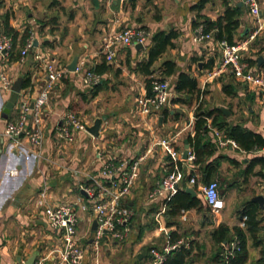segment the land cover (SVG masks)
Segmentation results:
<instances>
[{
  "label": "crops",
  "instance_id": "0c3cea01",
  "mask_svg": "<svg viewBox=\"0 0 264 264\" xmlns=\"http://www.w3.org/2000/svg\"><path fill=\"white\" fill-rule=\"evenodd\" d=\"M200 2H203V6L198 9ZM225 3L241 8L236 41H242L255 33L243 52L244 62L248 64L249 60H254V63L248 64L249 68L264 72V0H259L260 23L248 13L241 0H126L124 3L119 0H0L1 30L4 32L3 22L6 18L19 36L26 30L33 40L38 41V46L30 50L23 61H9L8 56L7 62H0V72L5 70L13 80L21 74L30 79L7 117L3 116V108L10 91L3 90L0 84V138L3 139L0 152V264H19L22 260L27 262L33 255L46 256V264H61L57 255L61 245L60 232L48 225L43 210L47 203L73 202L77 192V234L81 243L86 245L83 264H90V260L94 263V259L88 257L89 251L99 254L102 244L109 246L112 243L110 250L118 252V255H111L113 264H152V248L164 252L169 246H188L191 241L195 246L193 253L199 254L191 264H214L211 257L218 245L212 240V231L220 223L226 224L231 232L234 226L243 228L238 217L239 210L236 220L226 206L212 216L198 188L194 186L195 196L190 195L198 198L201 205L181 210L173 216L168 214L166 200L176 192L154 199L149 194L167 173L166 165L169 163L165 152L159 155L158 149L163 148L158 145V140L174 137L176 148L183 152L184 140L194 134L195 104L188 106L172 101L183 95L174 88L181 72L196 78L201 90L200 98L206 108L224 107L229 112L224 114L229 122L264 137V90L248 87L230 72L205 81L206 71L210 70L205 65L210 59L213 60L212 67L217 65L221 51L215 40H195L196 27L199 25L195 22L200 23L203 18L215 21L224 11ZM128 27L144 28L149 34L145 44L137 48L136 45L119 46L113 59L106 61L102 51L104 38ZM159 31L174 32L175 37L172 45L151 65L153 74L145 75L139 70L138 64L147 58L151 37ZM38 54L50 56L66 71L49 91V102L41 114L43 138L40 145L36 146L24 136L8 137L5 127L18 116L19 105L22 102L31 104L46 82L42 62L36 57ZM74 56H77L79 69L69 71L67 65ZM259 57L262 58L260 61ZM103 58L108 69L99 74V87L91 97L90 88L82 83L80 75L84 70L100 64ZM165 61L175 63V72L164 77L172 89L169 106L166 105L157 116L135 117L136 97L148 92V78L162 77ZM223 85L228 86V93L223 90ZM92 103L97 104V110H110L112 116L129 114L132 118L131 127H142V130H131L116 138L117 147L112 146L107 158L96 152L101 149L99 145L105 143L101 140L105 135L103 125L109 122L107 115H103L106 119L101 123L98 137L84 130H76L72 140L66 141L58 132L62 118L70 109H79ZM165 111L167 113L163 115ZM155 117L157 126H153ZM115 126L119 128L118 124ZM208 138L214 146V153L209 160L220 162L208 180L217 182L216 179H221L217 182L218 192L224 202L228 205L237 189L243 193L258 187L261 191L256 194L264 196V179L258 175L259 165L248 174L244 172L252 158L264 157V147L244 151L230 145L218 146L212 133L208 134ZM71 143L73 153L69 151ZM91 147L94 149L93 157L89 150ZM147 150L150 151L139 166V174L130 193L121 200V204L133 212L129 231L121 240L102 239L99 248L94 250L88 245L94 217L88 198L80 192L79 185L87 184L89 178L97 177L104 162L113 160L117 163L120 157L133 159ZM187 167L188 164L182 163V179L178 184L180 190L189 186ZM193 167L197 182H208L201 179L203 170L195 164ZM73 170L78 173L81 171L82 178L77 180L72 175ZM247 196L240 207L253 195L249 193ZM145 225L147 227L141 237L137 238L138 228ZM172 238L176 239L173 243ZM202 238L210 240L209 248L202 243ZM249 241L246 264H257L259 249ZM119 244H122V248ZM228 246L223 243L224 249Z\"/></svg>",
  "mask_w": 264,
  "mask_h": 264
},
{
  "label": "built area",
  "instance_id": "2783aa9c",
  "mask_svg": "<svg viewBox=\"0 0 264 264\" xmlns=\"http://www.w3.org/2000/svg\"><path fill=\"white\" fill-rule=\"evenodd\" d=\"M119 1L124 3L126 0ZM241 2L247 7L248 13L260 23L261 8L259 0H241ZM148 35V32L142 27H128L106 36L102 47L106 61L113 59L119 46L144 45ZM254 36L255 33L235 44H229L226 40L216 41L221 51V58L217 65L206 71L205 81L221 73L230 72L236 80L246 84L248 87L264 90V72L250 69L242 57L243 52L247 50ZM195 40L207 42L214 39L212 32H204L203 25L199 24L196 27ZM12 47L13 40L11 36L5 34L0 28L1 63L7 62ZM32 49L33 38L29 37L20 50L19 60L23 61ZM36 57L42 62L46 73V82L38 96L31 103L32 105L29 102H22L19 105L18 116L6 124L5 135L11 138L27 137L33 145L37 146L40 145L43 138L41 114L43 108L49 102V91L55 82L62 78L66 68L58 65L54 59L46 54H38ZM78 69L79 67L76 65V71ZM80 77L82 83L86 86L97 84L101 79L100 75L91 69L84 70ZM12 83L13 78L5 70L0 72V84L3 90L10 91ZM171 98L172 89L169 81L164 78L154 77L150 82V92H145L136 97L135 111L146 117L157 116L170 103ZM207 127L210 128L218 146L230 145L234 148L238 147L234 140L227 138L220 131L212 128L209 124V119ZM85 128V124L81 122L74 112H67L58 126V132L64 140L70 141L74 131H86ZM175 142L174 137H166L159 139L157 143L164 149L167 158L171 162L188 164L186 168L188 185L198 188L205 205L211 212L214 214L219 212L225 207V202L218 192L217 182L210 180L205 184H199L193 167L194 152L188 147L184 158L183 152L176 148ZM148 151L150 150L133 159H121L117 163L113 160L106 161L102 164L97 177L89 178V183L79 185L80 192L84 193L88 198L92 215L97 222L96 229L91 232L92 235L88 243L94 250L99 248L102 239L109 241L114 239L121 240L129 231L133 212L121 204V200L130 193L138 177L139 166ZM181 173L180 170L167 172L157 182L149 196L154 199L162 195L169 196L176 192L177 186L182 179ZM77 201L78 198L73 202L47 203L44 206V216L48 225L53 230L60 232L61 245L57 249V255L61 264H83L85 257L86 245L81 243L77 234L79 222L77 208L75 207ZM244 219L245 217L242 218L241 225ZM236 245V239L230 242L223 253L225 258L232 254ZM176 247H178V244L169 246L164 252L152 248L150 250L153 256L152 264H162L165 259V253ZM46 260V256L36 257L31 264H46ZM19 264L28 263L22 260Z\"/></svg>",
  "mask_w": 264,
  "mask_h": 264
},
{
  "label": "trees",
  "instance_id": "16d2710c",
  "mask_svg": "<svg viewBox=\"0 0 264 264\" xmlns=\"http://www.w3.org/2000/svg\"><path fill=\"white\" fill-rule=\"evenodd\" d=\"M202 6L203 2H200L197 5V8L200 9ZM240 14L241 8L239 6H229L225 3L224 11L215 21L203 18L200 23L195 22V24H202L204 32H212L215 41L226 40L229 44H235L237 42L236 35L237 28L239 27ZM3 30L4 33L11 36L13 40V47L9 52V61L19 60L20 50L27 38L30 37L29 32L25 30L22 35L19 36L18 31L9 26L6 18L3 22ZM174 37V32L166 33L164 31H159L153 34L151 37V45L148 47L147 58L138 64L139 70L145 75L153 74V70L150 69L151 65L168 46L172 45V39ZM251 63H254V60L248 61V64L251 65ZM212 66L213 60L210 59L205 67L211 69ZM163 67V75L160 78H164L175 72V63L172 61L163 62ZM90 69L97 74H103L107 71L108 65L103 58L100 64H97ZM23 77L22 89L28 86L30 82V79L27 76L24 75ZM152 79L153 77L146 80L148 92H150V82ZM98 84L99 83L89 86L91 97H93L97 91L99 87ZM227 87L228 86L223 85V90L226 93L229 91ZM174 88L175 91L182 93L183 95L177 99H173V102H179L188 106L195 104L193 124L194 134L193 136L188 135L187 140L189 147L195 155L194 164L198 165L203 170L201 176L203 181H209L208 179L210 178L212 171H215L220 163L219 160H209L214 153V146L208 138V134L212 133L210 128L207 127L208 119L212 128L221 131L224 136L234 140L240 149L251 151L264 147L263 136L246 129L239 124L229 122L223 111L219 108L208 109L203 105V101L200 99L201 90L198 87L195 77L181 72L178 75ZM166 113L167 111L163 112V115ZM168 160L169 163L166 165L167 172L175 170L181 171L182 164L180 162H171L169 158ZM256 165H259L260 167L258 175L264 179V157L262 156H255L252 158L244 172L248 174V172H251ZM166 205L168 207V214L174 216L179 214L181 210L201 205V201L196 197H192L184 190L177 189L176 193L166 200ZM238 217L240 220L245 217L243 220V228L234 226L231 232L226 224L220 223L213 229L212 240L218 245V247L211 257L212 263L246 264L248 259V239L251 241L253 247L259 249V257L256 260V263H264V209L262 210L256 202L248 199L240 207ZM146 227L147 225L138 228L137 238L141 237ZM235 239L237 240L236 247L233 248L232 254L225 258L223 255L225 251L223 243L229 245V243ZM174 241H176V239L172 238L171 242L173 243ZM193 243L194 242L191 241L188 246L180 245L166 252L162 264H191L193 259L199 255L198 253H193V249L195 248Z\"/></svg>",
  "mask_w": 264,
  "mask_h": 264
},
{
  "label": "rangeland",
  "instance_id": "374dc122",
  "mask_svg": "<svg viewBox=\"0 0 264 264\" xmlns=\"http://www.w3.org/2000/svg\"><path fill=\"white\" fill-rule=\"evenodd\" d=\"M168 106L169 105H167V107ZM69 112H74L76 114V116L81 120V122H84L85 124H89V125H91L93 123V121H94V119L96 117H101L103 115H107L108 116L107 119H108L109 122H107V123H105L103 125V133L105 135H104V138L101 140L102 142L104 141L105 143H103L102 145H99L101 147V149L96 151L101 156H103L104 158H107L108 154L111 153V150L113 149L112 146H114V148L117 147L116 143L118 142V139H116V138H118L119 136L120 137L123 136V134L126 135L127 132L130 133L131 130L132 131L135 130L136 132L139 129L142 130V127H139L137 129H136V127H135V129L131 127L132 118L129 117V114H126L127 116H117V115L116 116H112L110 110H108V109L97 110V104L95 105L93 103L91 105H89V106H86V107H80L79 109L78 108L70 109ZM134 115H135V117H138V118L141 117V115L139 113H134ZM154 119H155V122L153 123V126H157V123H158L157 117H155ZM115 124H118L119 128L116 127ZM111 142H113V143H111ZM72 144L73 143L70 144L71 147L69 148L70 153L74 152L73 149H72ZM90 146H92V145L90 144ZM89 150L92 151V157H93V155H94L93 147H91ZM89 150L86 149V151H89ZM158 151L160 153L159 155L164 153L163 149L159 148ZM121 159H122L121 157L117 158V160H121ZM125 159H128V157L125 158ZM82 163H83V159H82ZM74 170L72 172V175L75 176L77 180L82 178L83 175H80L81 171L78 173V171H74ZM216 180L219 183L221 179H216ZM257 182L258 181H256V184H257ZM251 190L252 191H250V192H243L242 193V192H239L238 189H237V191H235L233 193V195L231 196L230 200L228 201V205L225 203V206L228 207V209L230 211V214L232 215L234 220H236V212L240 208V203L244 199H246V197L248 198L247 195H249V193H251V195L254 196V195H257L256 193H259L261 191L260 189H258V187L253 188ZM78 195L79 194L77 192V194H75V196L73 197V201H76ZM210 213H211L212 216L214 215L213 212L210 211ZM201 240H202V243L207 244V245H205L206 248H209V246H210L209 245L210 244L209 241L210 240L208 238H205V239L202 238ZM249 243H250V241H249ZM111 244L112 243H110L109 246H106L105 244L104 245L102 244V247H101V250L99 251V254L89 251L88 257L94 259V263L92 262V260H90V264H113L111 262V255H114V254L118 255V252L117 253H113V251L110 250L111 249L110 247H112ZM122 244H124V243H122ZM122 244H119V246L121 248H122V246H121Z\"/></svg>",
  "mask_w": 264,
  "mask_h": 264
},
{
  "label": "water",
  "instance_id": "95a60500",
  "mask_svg": "<svg viewBox=\"0 0 264 264\" xmlns=\"http://www.w3.org/2000/svg\"><path fill=\"white\" fill-rule=\"evenodd\" d=\"M37 46H38V41L35 39V40H33V49L32 50H34V48L37 47ZM140 46H142V45L141 44H136L135 47L137 48V47H140ZM261 59L262 58L259 57L258 61H260ZM76 65H77V56H74L73 59L71 60V62L67 65V70L75 71L76 70ZM199 66H201L200 63H199ZM23 80H24V77H23L22 74L17 76L13 80V83H12L11 88H10V94H9L8 99H7V101H6L5 105H4V108H3V116L4 117H7L8 113L13 108L14 104L16 103L17 97H18V95L20 94V92L22 90ZM219 108H220V110L223 111L224 114H228L229 113L226 108H224V107H219ZM105 119H106V116L96 117L94 119L93 123L90 126H86V128H85L86 132H88L93 137H98L101 123ZM2 141H3V139L0 138V152H1V143H2ZM188 147H189L188 140L185 139L184 140V151H183V154H182L184 158L186 157V152H187ZM177 189H178V186H177ZM184 191L186 193L191 194L192 196H195V190L192 187H190V186L185 187ZM250 200L253 201V202H256L262 210L264 209V196L262 194L254 195V196H252L250 198ZM96 226H97V222L94 219L93 222H92L91 230H95ZM35 257H36V255H33L27 261V263L31 264L33 262V260L35 259Z\"/></svg>",
  "mask_w": 264,
  "mask_h": 264
}]
</instances>
